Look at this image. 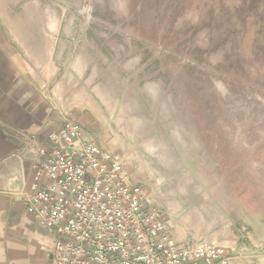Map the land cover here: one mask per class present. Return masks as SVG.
Wrapping results in <instances>:
<instances>
[{
	"label": "rangeland",
	"instance_id": "obj_1",
	"mask_svg": "<svg viewBox=\"0 0 264 264\" xmlns=\"http://www.w3.org/2000/svg\"><path fill=\"white\" fill-rule=\"evenodd\" d=\"M6 1L8 26L16 16L50 28L56 63L80 55L137 121L130 141L144 151L119 155L129 180L145 186L153 150L175 157L210 202L232 210L242 257L261 258L264 0Z\"/></svg>",
	"mask_w": 264,
	"mask_h": 264
},
{
	"label": "crops",
	"instance_id": "obj_2",
	"mask_svg": "<svg viewBox=\"0 0 264 264\" xmlns=\"http://www.w3.org/2000/svg\"><path fill=\"white\" fill-rule=\"evenodd\" d=\"M7 7L0 0V264H53L56 237L26 212L23 200L38 147L66 117L106 152L131 160L143 146L130 141L137 121L101 89L96 68L73 54L58 65L51 29L22 26L16 16L8 26ZM148 156L157 161L148 165L143 195L169 215L177 241L224 247L232 264H264V253L257 260L242 257L249 253L237 237L234 213L194 187L192 170L171 155L164 160L153 150Z\"/></svg>",
	"mask_w": 264,
	"mask_h": 264
},
{
	"label": "built area",
	"instance_id": "obj_3",
	"mask_svg": "<svg viewBox=\"0 0 264 264\" xmlns=\"http://www.w3.org/2000/svg\"><path fill=\"white\" fill-rule=\"evenodd\" d=\"M26 212L54 235L53 264H232L224 247L177 241L120 156L63 119L37 149Z\"/></svg>",
	"mask_w": 264,
	"mask_h": 264
},
{
	"label": "flooded vegetation",
	"instance_id": "obj_4",
	"mask_svg": "<svg viewBox=\"0 0 264 264\" xmlns=\"http://www.w3.org/2000/svg\"><path fill=\"white\" fill-rule=\"evenodd\" d=\"M154 206H156V208L158 209L160 215H161L162 217H165V218L167 219V221H168V225L170 226V228H171V230H172V221H171L169 215H167V213H165V212H164L162 209H160L157 205H154ZM183 242H187V241H183Z\"/></svg>",
	"mask_w": 264,
	"mask_h": 264
}]
</instances>
